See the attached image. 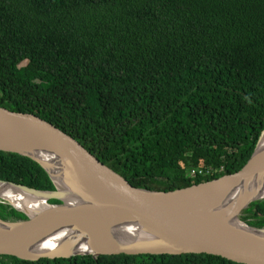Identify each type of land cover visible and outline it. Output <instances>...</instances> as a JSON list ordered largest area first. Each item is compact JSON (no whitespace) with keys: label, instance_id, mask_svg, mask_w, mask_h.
I'll return each mask as SVG.
<instances>
[{"label":"trees","instance_id":"trees-1","mask_svg":"<svg viewBox=\"0 0 264 264\" xmlns=\"http://www.w3.org/2000/svg\"><path fill=\"white\" fill-rule=\"evenodd\" d=\"M0 108L52 124L135 188L232 175L264 130V0H0ZM0 180L55 189L13 153L0 152ZM0 219L26 217L0 203ZM241 219L263 228L264 199ZM0 264L239 263L122 254Z\"/></svg>","mask_w":264,"mask_h":264},{"label":"water","instance_id":"water-1","mask_svg":"<svg viewBox=\"0 0 264 264\" xmlns=\"http://www.w3.org/2000/svg\"><path fill=\"white\" fill-rule=\"evenodd\" d=\"M263 135L264 130L250 159L232 175L168 192L149 191L131 186L52 124L0 108V152L36 162L55 187L42 191L0 180L1 186L29 199L44 200L41 207L26 211L0 197L26 217L0 219V256L36 262L87 255L207 254L239 264H264V227H251L238 218L251 203L264 199V194H249L264 180ZM243 190L234 211V205L226 203ZM53 200L59 203H49ZM227 214L236 215L246 228L230 223ZM121 229L137 231L140 238L115 239ZM61 231L78 236L88 251L66 254L60 247L35 248Z\"/></svg>","mask_w":264,"mask_h":264},{"label":"bare ground","instance_id":"bare-ground-1","mask_svg":"<svg viewBox=\"0 0 264 264\" xmlns=\"http://www.w3.org/2000/svg\"><path fill=\"white\" fill-rule=\"evenodd\" d=\"M260 151L264 150V135L263 140L261 143ZM195 170V169H193ZM192 171V170H191ZM61 181V180H60ZM59 181V183H60ZM262 182L261 184H259ZM259 184V185H258ZM244 193V190L241 191L239 194H236L228 200L226 203L229 204L231 207V204L234 205V211L238 207V203L240 199L242 198ZM23 193L16 191L14 189H11L6 186L0 185V197L4 198L5 200H8L13 205L18 207L19 209H23L26 211L29 210H35L39 207H41L44 204V200L39 199H29L26 196L22 195ZM249 194L251 197H256L264 194V180L257 181L255 185H253L250 190ZM231 215L227 214V218L231 219L230 223L236 224L240 228H246L243 226L237 219L236 215H234L232 218H230ZM115 239L118 237V239L126 240V239H138L140 238V235L137 231L131 230V229H121V231H117L114 233ZM264 235V233H263ZM44 247H47V249H53V248H61L66 254H72V253H83L87 252L88 250L85 247L84 242L76 235H73L71 231H61L56 233L51 238H47L46 240L42 241L40 244H38L35 248L43 249Z\"/></svg>","mask_w":264,"mask_h":264},{"label":"built area","instance_id":"built-area-1","mask_svg":"<svg viewBox=\"0 0 264 264\" xmlns=\"http://www.w3.org/2000/svg\"><path fill=\"white\" fill-rule=\"evenodd\" d=\"M190 174L193 175V176L194 175H203V174L208 175V174H210V171L192 170Z\"/></svg>","mask_w":264,"mask_h":264},{"label":"rangeland","instance_id":"rangeland-1","mask_svg":"<svg viewBox=\"0 0 264 264\" xmlns=\"http://www.w3.org/2000/svg\"><path fill=\"white\" fill-rule=\"evenodd\" d=\"M21 66H22V67H26V66H28V62H23V63H21ZM2 202H3V201H2ZM0 203H1V201H0ZM243 212H244V210L241 211V212L239 213V215H238V218H239L240 220H242L241 217H242ZM244 221H245V220H244Z\"/></svg>","mask_w":264,"mask_h":264}]
</instances>
